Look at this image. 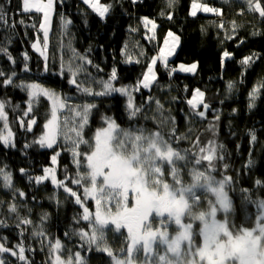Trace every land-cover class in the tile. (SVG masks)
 Instances as JSON below:
<instances>
[{
    "label": "trees",
    "instance_id": "obj_1",
    "mask_svg": "<svg viewBox=\"0 0 264 264\" xmlns=\"http://www.w3.org/2000/svg\"><path fill=\"white\" fill-rule=\"evenodd\" d=\"M197 1L220 6L221 15L198 12L192 17L189 14L192 0H177L172 9L166 8L165 0H140L136 4L131 3V0H101V3L113 4L110 13L101 19L82 0H62L56 3L53 12L47 51L49 71L45 72L44 58L32 47L37 37H41L38 26L42 14L22 13V0H0V5L3 6L0 10L7 16L6 22H0V47L6 48L15 61H9L0 53V70L8 75L14 71V84L39 81L46 87L57 89L63 97H69V103L74 105L95 102L98 109L94 110V118H90L85 129L86 139H90L100 126L97 112L113 116L125 129L142 127L146 133L159 132L181 155H186L184 161L176 164L181 183L190 185L194 170L204 172L214 179L231 177L232 180L226 186L232 204L229 221L237 228L253 226L259 213L258 203L264 200V88H261L255 106L249 108L248 104L250 91L264 80V19L258 13L249 12L243 0ZM261 3L264 4V0ZM169 11L173 15L172 20L167 19ZM161 12L165 15H161ZM61 16L71 21L66 30L62 27ZM145 16L154 19L158 25L153 39L145 37L147 31L141 23V18ZM21 20L24 21L23 24L19 23ZM233 21L239 26L235 30L232 28ZM221 23L223 28L219 27ZM169 30L181 37V47L169 61L174 66L178 62H198V68L194 74L174 72L169 75L164 71L163 65L157 62V80L149 89L141 87L134 92L136 104H143L142 115L129 120L124 111L125 100L118 93L93 98L77 92L75 86L68 82L73 77L67 71V64L72 58L71 49H75L81 55L87 54L92 61L91 65H86L91 78L106 80L115 67L118 76L115 86H135ZM254 31L260 34L252 35ZM228 35H232L233 39H227ZM240 39L245 43L237 47ZM125 48L132 62H125ZM224 50L234 53V59H225L222 63L221 55ZM25 53L29 57L28 72L23 71ZM251 53H257L262 58L247 69L237 63ZM62 63L65 67L63 74L60 73ZM97 65L100 71H97ZM77 79L83 81L84 74H80ZM2 80L3 77H0V82ZM229 82L234 83L231 91L228 89ZM91 86L100 90L99 85ZM195 88L203 90L205 103L211 106L203 118L193 114L187 104ZM0 100L10 101L6 112L15 143V147L0 144V167L7 166V170L12 173L13 188L26 194L25 197L17 196L14 199L11 189L0 186V201L4 202L0 205V220L8 224L7 228L0 227V237L8 238V246L21 241L17 221L7 213L8 205L15 202L18 206H26L22 209L21 216L30 219L34 225H40L41 217L47 213V219L42 225L46 236L33 237V225L24 226L26 231L23 243L32 249L26 251L25 256L34 264H48L47 246L50 238H61L66 247L71 245L75 249L81 248L87 264H111L107 253L96 251L94 247L92 250H88L86 246L81 247L82 242L76 232L89 227L87 221L80 219L82 208L68 198L62 188L52 185L49 180L36 184L19 171L21 168L26 169L35 177L42 174V169L51 162L53 150L33 143L42 135V126L46 122L45 113L50 108L49 101L41 98L33 113L24 116L27 92L20 87L4 86L2 83ZM154 100L162 105L160 110H157ZM15 105L20 107L13 111ZM32 118L38 123L33 126L32 131H27L26 127L20 125V121L23 120L26 126L27 121ZM253 132L255 142L250 138ZM26 145L31 147H25ZM212 146L216 147L213 167L209 168L207 161L196 165L195 158L208 154L207 151L201 153L200 149ZM54 147L61 152L56 172L59 180H64L65 167L69 178H75L78 169L72 162L71 153L65 150L63 141L58 140V145ZM80 150L87 151L83 145ZM250 160L252 163H249ZM162 172L163 180L173 184L171 169L167 164L162 166ZM257 180L261 183L256 184ZM66 183L82 196V187ZM197 194L201 199L194 211L207 209L208 200H213V196L202 191ZM27 209L31 211L28 212ZM198 230L199 222H196L194 231ZM122 231L126 235V231ZM105 236L112 245L113 254L122 256L120 249L126 247L124 235L108 230ZM195 237L200 239L198 235ZM11 260L12 264H24L15 258Z\"/></svg>",
    "mask_w": 264,
    "mask_h": 264
},
{
    "label": "snow or ice",
    "instance_id": "obj_2",
    "mask_svg": "<svg viewBox=\"0 0 264 264\" xmlns=\"http://www.w3.org/2000/svg\"><path fill=\"white\" fill-rule=\"evenodd\" d=\"M62 0H22L20 5L22 13L42 14V20L39 22V30L43 32V49H47L49 42V29L51 26L52 14L56 3ZM88 6L92 13H95L101 19L110 13L113 4L101 3V0H82ZM140 0H131L136 4ZM247 5L249 12L258 13L261 19H264V4L261 0H243ZM177 0H165V6L168 9L174 8ZM0 5V9H2ZM198 11L204 13H216L221 15L219 8L210 7L207 4H200L197 0H192L190 15L195 17ZM161 15H165L161 12ZM167 19L172 20L173 15L169 11ZM6 13L0 10V22H6ZM62 27L66 30L71 23L61 16ZM19 23L23 24L21 20ZM144 28L148 29L153 39L158 25L154 19L147 16L141 18ZM36 27L35 24L32 25ZM220 28L224 25L221 23ZM239 26L232 22L233 30ZM135 31V29H133ZM253 32L252 35H259ZM227 39H233L232 35H228ZM245 43L243 39L239 40L237 47ZM37 43H33L32 47L44 57L43 70L48 72L47 59L45 51ZM164 46L159 48L158 55L153 56L151 62L147 64V71L142 74V79L138 80L135 86L116 87L114 82L118 81L117 69L112 68L108 78L95 79L91 78L87 72L86 65H91L92 61L88 59L87 54L81 55L71 49L72 58L68 61L67 71L71 74L69 83L74 85L76 91L84 96L109 97L114 93H118L125 100L124 111L127 118L132 120L142 115L141 108L143 104H136L134 92L143 89H149L157 80L154 66L157 62H161L165 68H168L169 57L176 54L181 47V37L177 33L169 30L163 41ZM0 53H3L9 61L13 60L11 54L6 48L0 47ZM143 55V53H141ZM125 62H132L125 48ZM262 57L257 53L245 55L241 60L237 61L245 69L251 67L257 60ZM29 57L24 54L23 71L28 72L27 61ZM225 59H234V53L224 50L221 55V62ZM73 60L76 62L73 63ZM100 71L99 66H95ZM198 68V62L191 64L181 63L178 67L169 69V75L174 72L195 73ZM65 67L62 63L60 73L63 74ZM84 74V80L78 81L77 77ZM16 73L13 71L11 75L0 70V77H3L2 85H12L20 87L27 92L28 100L26 101L27 109L23 112L24 116L33 113L34 107L38 106L41 98H47L51 102L50 108L45 113L46 122L43 124L42 135L33 143H38L41 148L52 149L53 154L51 164L56 165L60 151H56L58 140L63 141L65 150L71 153L72 162L78 169L75 178H69L67 175V167H65L64 180H58L56 168L44 167L43 175L33 177L26 169L21 168L19 171L22 176H27L30 182L41 184L50 180L51 184L57 188H62L68 194V198L73 199L74 203L82 208L80 219L89 223V231L79 230L76 235L81 240V247L87 245L88 250L93 247L96 251L107 253L112 259V264H137L136 257L143 253V264H180L181 256L200 255L203 259L201 242L199 245L195 243V236L198 235L201 241L206 245L209 239L217 235L220 231L227 232L228 229L235 228L240 231L247 232L253 226L237 228L228 219L229 210L232 207L228 193L225 191L226 186L232 180L231 177H224L216 180L204 172L193 171L192 183L184 186L179 179V170L176 167L178 161H184L186 155L171 147L159 132L149 133L145 135V129L142 127H130L125 129L121 127L113 116L100 114V126L97 127L90 139L85 138V129L89 125L90 118H94V110L98 109L95 102H85L80 105L69 103V97L57 94L54 90L44 87L37 82L14 84L12 77ZM91 85H99L100 90L97 91ZM234 83L229 82L228 89L232 90ZM261 88H264V80L260 81L257 86L249 93L248 107L255 106V101L260 95ZM149 99H152L151 97ZM205 93L199 88L192 93L191 99L187 100L188 106L192 109L193 114L199 115L201 118L205 116V111L196 112L198 106L203 105L205 110L211 106L205 103ZM157 110L162 108L159 101H155ZM6 106H10V101L0 100V144L5 147H15L13 140V132L9 127ZM20 106L15 105L12 110L16 111ZM235 111V110H234ZM148 119V117H144ZM219 116L217 115V120ZM35 118L29 119L26 123L20 121L22 127H26L27 131H32L33 126L37 125ZM252 142L256 141V136L250 134ZM81 145L85 146L87 151H81ZM25 147H31L26 145ZM207 151V155H200L195 158V164L201 165L202 161L208 162V167H213V161L216 158V147L212 146L208 149H200L203 153ZM187 154V150H185ZM82 157V159H81ZM249 163H252L250 160ZM167 164L171 169L173 184L164 182L162 166ZM227 167V166H225ZM84 171L80 172L79 169ZM69 182L73 185L83 187V199L77 191L68 186ZM256 184L261 181L257 180ZM0 186L11 189L13 198L25 197V193L13 188L12 173L7 170V166L0 167ZM198 191L210 193L215 199L208 200L207 214L200 212L199 217L193 215L189 209L194 210L200 203ZM88 199L95 202V212H90L86 206ZM4 202L0 201V205ZM259 213L255 217L254 230L264 234V201L258 205ZM26 206H18L13 202L7 207V213L16 219V227L20 229L18 236L21 241L15 245H9L7 237H0V264H12L11 258L24 264H34L25 256L26 251H31L23 243L26 229L24 226L33 225L31 235L33 237L46 236L42 225L47 219V213L41 217V224L34 225L33 222L21 216V211ZM114 209V211H113ZM30 212V209H27ZM218 213H224L223 219H218ZM187 218L188 222H185ZM158 221L159 227L154 226V222ZM199 222L198 232L194 231L193 224ZM79 223V220H77ZM175 226V233H169L168 229ZM0 227L7 228L8 224L4 220H0ZM126 229V235L122 230ZM111 230L120 235H124V243L126 247L120 249L121 254H125L121 259L113 254V251L107 244L105 233ZM65 235H69L65 233ZM64 249V245L59 238H50L47 251L50 257L48 264H87L86 259L81 256L79 251L69 254L67 260L62 259L60 254ZM161 250L163 254H161ZM54 257V258H52Z\"/></svg>",
    "mask_w": 264,
    "mask_h": 264
},
{
    "label": "clouds",
    "instance_id": "obj_3",
    "mask_svg": "<svg viewBox=\"0 0 264 264\" xmlns=\"http://www.w3.org/2000/svg\"><path fill=\"white\" fill-rule=\"evenodd\" d=\"M189 211L197 217L200 212L207 214L206 209ZM254 228L247 232L231 227L227 232L220 231L206 245L201 241L203 259L196 254L181 256L180 264H264V234Z\"/></svg>",
    "mask_w": 264,
    "mask_h": 264
},
{
    "label": "rangeland",
    "instance_id": "obj_4",
    "mask_svg": "<svg viewBox=\"0 0 264 264\" xmlns=\"http://www.w3.org/2000/svg\"><path fill=\"white\" fill-rule=\"evenodd\" d=\"M198 2V1H197ZM198 3H200V4H207V3H202V2H198ZM192 4V3H191ZM191 4H190V11H191ZM208 6H210V7H215V6H212L211 4H207ZM215 8H219L220 10H221V7L219 6V7H215ZM198 12H202V11H198ZM197 12V13H198ZM202 13H204V12H202ZM204 14H215V15H217L216 13H204ZM53 15H54V13L52 14V19H53ZM51 22H52V20H51ZM51 26H52V24H51ZM51 26H50V29H49V33H50V30H51ZM145 30L147 31V33H146V35H145V37H147V38H149L150 36H152V33L148 30V29H146L145 28ZM168 32V31H167ZM166 36V35H165ZM49 37H50V35H49ZM165 38V37H164ZM164 38L162 39V42L160 43V45H159V47H158V49H157V53L155 54V55H153V56H157L158 55V51H159V48H161V47H163L164 46V44H163V41H164ZM37 41H39V44H38V46L39 47H41V50L42 51H45V54H46V56H47V51H48V47H47V49L45 50V49H43V32H42V30H41V37H37V39L33 42V43H37ZM32 43V44H33ZM49 43V42H48ZM35 50V49H34ZM178 50V49H177ZM36 51V50H35ZM39 53V52H38ZM176 53H177V51H176ZM40 54V53H39ZM176 55V54H175ZM175 55H173L172 57H169V59L171 60V59H173V57L175 56ZM44 58V57H43ZM152 59V58H151ZM151 59L149 60V62L148 63H150L151 62ZM159 62V61H158ZM159 63H161V62H159ZM181 63H183V62H178V64H176L174 67H178V65L179 64H181ZM191 63H193V62H189V63H184V64H191ZM158 64V63H157ZM162 64V63H161ZM147 71V67H146V70L144 71V73ZM154 71H155V73H156V76L158 75L157 74V65H155L154 66ZM177 72H179V71H177ZM185 73V72H184ZM196 73V72H195ZM188 74H190V73H188ZM142 79V78H141ZM30 82H36V81H29V82H27V83H30ZM37 83H40L39 81L37 82ZM40 84H42V83H40ZM43 85V84H42ZM44 87H46L45 85H43ZM125 86H129L128 84H126ZM116 87H120V86H116ZM47 88H50V89H52V90H54L57 94H59V95H61L62 97H63V95H62V93L61 92H59L57 89H54V88H52V87H47ZM195 89H197V88H195ZM194 89V90H195ZM147 90V89H146ZM193 90V91H194ZM201 91H203L202 89H200ZM193 91L191 92V96H190V98L189 99H191V97H192V93H193ZM45 99H47V98H45ZM134 99H135V97H134ZM48 101V100H47ZM205 102V101H204ZM49 104H51V102L49 101ZM199 111H205V116H206V111L207 110H205L204 108H203V105H200V106H198V108L196 109V112L198 113ZM197 116H199V115H197ZM204 116V117H205ZM157 131H149V133H156ZM149 133H146L145 132V135H147V134H149ZM161 135V134H160ZM163 137V136H162ZM164 138V137H163ZM164 140L165 141H167V139H165L164 138ZM168 142V141H167ZM168 144L172 147V145L168 142ZM53 154H55V153H53ZM52 154V155H53ZM58 163V162H57ZM46 167H54V168H56V172H57V164L56 165H52L51 164V162H50V164L49 165H47ZM81 172H83V171H81ZM40 175H43V172H42V174H40ZM56 175H57V173H56ZM37 176H39V175H37ZM57 179L59 180V178L57 177ZM216 180H221V178H216ZM50 181V180H49ZM165 182V181H164ZM166 183H168V182H166ZM184 186H188L187 184H184ZM225 191L228 193V196H229V192L226 190V188H225ZM80 195V194H79ZM82 199H83V187H82ZM215 198L213 197V200H214ZM230 199V198H229ZM89 201H90V203H89ZM261 201H264V200H261ZM261 201H259V203L261 202ZM259 203H258V205H259ZM86 206L89 208V210H90V212H92V213H94L95 212V202H94V200H92V199H88V201H87V204H86ZM231 210V209H230ZM230 210H229V213L227 214L228 215V219H230V214H231V212H230ZM113 211H114V209H113ZM258 211H260V208L258 207ZM224 213H218V216H217V218L218 219H223L224 218ZM185 222H188V220L185 218ZM154 226L155 227H159V223H158V221H156V222H154ZM253 226H255V224L253 225ZM193 228H194V224H193ZM84 231H89L90 229H89V227H88V229H83ZM125 231H126V229H125ZM168 231H169V233H171V234H174L175 233V226L173 225V226H171V227H169V229H168ZM60 240H61V238H59ZM62 241V240H61ZM200 242H201V238L198 240L196 237H195V243L197 244V245H199L200 244ZM62 243H63V245H64V249L62 250V252L61 253H57V254H60L61 255V257H62V259H65V260H67V258H68V256H69V254L71 253V254H74L75 252H77V251H79L80 253H81V256L82 257H84V254H83V252L81 251V248H78V249H75V248H73L71 245L70 246H68V247H66V245L64 244V242L62 241ZM107 244H108V246L110 247V249L112 250V245L111 244H109L108 242H107ZM81 245V244H80ZM86 247H87V245H85ZM88 248V247H87ZM113 251V250H112ZM126 254V253H125ZM125 254H122V256H118L119 258H121V259H123L124 258V255ZM161 254H163V251L161 250ZM52 258H54V257H52ZM49 260H50V257H49ZM143 260H144V256H143V253H140V254H138L137 255V257H136V262H137V264H143ZM111 264H112V259H111Z\"/></svg>",
    "mask_w": 264,
    "mask_h": 264
},
{
    "label": "built area",
    "instance_id": "obj_5",
    "mask_svg": "<svg viewBox=\"0 0 264 264\" xmlns=\"http://www.w3.org/2000/svg\"><path fill=\"white\" fill-rule=\"evenodd\" d=\"M162 65H163V64H162ZM172 67H174V65H173L172 62L169 61L168 68H165V67L163 66V69H164V71L168 74V73H169V69L172 68Z\"/></svg>",
    "mask_w": 264,
    "mask_h": 264
}]
</instances>
